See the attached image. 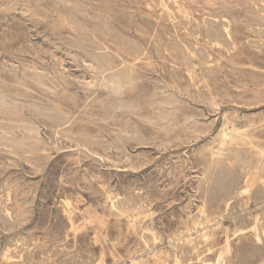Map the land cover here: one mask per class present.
<instances>
[{
  "label": "rangeland",
  "instance_id": "374dc122",
  "mask_svg": "<svg viewBox=\"0 0 264 264\" xmlns=\"http://www.w3.org/2000/svg\"><path fill=\"white\" fill-rule=\"evenodd\" d=\"M0 95V264H264V0H0Z\"/></svg>",
  "mask_w": 264,
  "mask_h": 264
},
{
  "label": "bare ground",
  "instance_id": "6f19581e",
  "mask_svg": "<svg viewBox=\"0 0 264 264\" xmlns=\"http://www.w3.org/2000/svg\"><path fill=\"white\" fill-rule=\"evenodd\" d=\"M62 18H63V17H62ZM63 20H65V19H63ZM73 20H74V19H73ZM68 21H69V19H68ZM79 23H80V22H79ZM79 23H78V24H79ZM76 24H77V23H76ZM78 24H77V25H78ZM81 25H82V24H81ZM71 26H72V25H71ZM67 27H68V26H67ZM81 27H82V26H81ZM74 28H75V27H74ZM79 28H80V27H79ZM77 29H78V28H77ZM83 29H84V27H83ZM81 31H82V30H81ZM81 31H80V32H81ZM80 32H79V33H80ZM83 32H84V31H83ZM81 33H82V32H81ZM84 34H86V33L84 32ZM79 35H80V34H79ZM83 36H84V35H83ZM110 41H111V40H110ZM122 41H123V40H122ZM122 41H120L119 43H121ZM73 42H74V40H73ZM80 42H82V41H80ZM89 42H90V40L88 41V43H89ZM125 42H126V41H125ZM116 43H118V42H116ZM123 43H124V42H123ZM123 43H121V44H123ZM131 43H132V42H131ZM99 44H101V42H100ZM127 44H128V42H127ZM80 45H81V44H80ZM97 45H98V44H97ZM97 45H96V46H97ZM119 45H120V44H119ZM128 45H129V44H128ZM128 45H127V46H128ZM133 45H135V44H132V46H133ZM92 46H93V45H92ZM98 46H101V45H98ZM122 46H123V45H122ZM130 46H131V45H130ZM132 46H131V47H132ZM136 46H137V44L135 45V47H136ZM123 47H125V46H123ZM141 47H143V46H141ZM127 48H128V47H127ZM136 48H138V47H136ZM139 48H140V47H139ZM96 49H97V48H96ZM106 49H107V48H106ZM118 49H119V48H118ZM123 49H124V48H123ZM133 49H135V48H133ZM140 49H142V48H140ZM140 49H138V52H139ZM87 50H89V49H87ZM98 50H99V49H98ZM125 50H126V47H125ZM82 51H83V50H82ZM119 51H120V50H119ZM126 51H127V50H126ZM129 51H130V50H129ZM132 51H133V50H132ZM132 51H131V52H132ZM131 52H130L129 55H131ZM139 53L142 55V51H141V50H140ZM143 53H144V52H143ZM147 53H148V52H147ZM102 54H106V53H102ZM102 54H101V56H102ZM132 54H133V53H132ZM112 55H113V53H112ZM134 55H135V54H134ZM103 56H104V55H103ZM108 56H109V55H108ZM108 56H105V57L108 58ZM114 56H115V54H114ZM149 56H150V55H149ZM114 58H115V57H114ZM131 58H132V57H131ZM116 59H117V58H116ZM84 60H85V59H84ZM108 60H109V59H108ZM110 60H112V58H110ZM122 60H123V59H122ZM102 62H103V61H102ZM120 62H121V61H120ZM113 63H114V62H113ZM124 63H125V62H124ZM103 64H104V62H103ZM111 64H112V63H111ZM108 65H109V64H108ZM108 65H107V66H108ZM90 66H91V65H90ZM119 67H122V68H123L124 65H121V66H119ZM119 67H117V68H119ZM125 67H128V66L125 65ZM125 67H124V68H125ZM104 68H105V67H104ZM135 68H136V67H135ZM119 69H121V68H119ZM126 69H127V68H126ZM126 69H125V70H126ZM113 70H114V69H113ZM127 70H128V69H127ZM90 72H91V71H90ZM94 72H95V71H94ZM111 72H113V71H111ZM125 72H126V71H125ZM127 72H129V71H127ZM99 73H100V72H99ZM117 73H118V72H117ZM110 74H111V73H110ZM125 74H127V73H125ZM130 74H131V72L129 73V75H130ZM91 75H92V74H91ZM100 76H101V75H100ZM120 76H121V75H120ZM123 78H124V77H123ZM127 78H128V77H126L125 79H127ZM105 79H106V78H105ZM134 79H135V78H134ZM128 80H129V78H128ZM137 80H138V79H137ZM37 81H38V80H37ZM114 81H115V79H114ZM116 81H117V80H116ZM116 81H115V82H116ZM121 81H122V80H121ZM125 83H127V82H125ZM109 84H111V81H110ZM117 84H118V83H117ZM119 85H120V84H118L117 86H119ZM85 88L88 89V88H90V87H88V88H87V87H84V89H85ZM119 89H120V88H119ZM106 91H107V90H106ZM110 91H111V90H110ZM117 91H118V90H117ZM120 91H121V90H120ZM130 91H131V89H130ZM114 92H115V91H114ZM116 93H117V92H116ZM61 94H62V93H61ZM116 95H117V94H115V96H116ZM118 95H119V94H118ZM122 95H123V94H122ZM0 96H1V95H0ZM116 97H117V96H116ZM119 97H120V96H119ZM0 101H1V98H0ZM2 101H3V100H2ZM122 101H123V99H122ZM3 102H4V101H3ZM116 102H117V101H116ZM4 103H5V102H4ZM122 103H123V102H122ZM132 104H133V103H132ZM132 104H129V105H132ZM3 105H4V104H2V102H1V106H3ZM125 105L128 106V104H125ZM15 106H16V105H15ZM11 107H12V105H11ZM123 107H124V106H123ZM132 107L134 108V106H132ZM0 108H1V107H0ZM12 108H13V107H12ZM116 108H117V107H116ZM120 108H121V107H120ZM3 109H4V108H3ZM35 109H36V108H35ZM36 110H37V109H36ZM44 110H45V109H44ZM4 111H6V109H5ZM4 111H2V112H4ZM40 111H41V110H40ZM40 111H39V113H40ZM131 111H132V109H131ZM9 113H10V112H9ZM3 115H4V114H3ZM75 115H76V114H75ZM108 118H109V117H108ZM62 120H63V119H62ZM60 122H61V121H60ZM67 123H68V121H67ZM168 124H169V123H168ZM2 126H3V124H2ZM7 126H8V125H7ZM11 126H12V125H11ZM155 126H156V125H155ZM163 126H164V125H163ZM168 126H170V125H168ZM0 127H1V126H0ZM15 127H16V126H15ZM23 127H24V126H23ZM158 127H159V126H158ZM7 128H8V127H7ZM13 128H14V127H13ZM24 128H25V127H24ZM160 128H161V127H160ZM10 129H11V128H10ZM10 129H9V131H10ZM17 129H18V128H17ZM27 129H28V128H27ZM38 129H39V128H38ZM6 130H7V129H6ZM22 130H23V129H22ZM7 131H8V130H7ZM7 131H6L5 133H7ZM55 131H56V130H55ZM9 133H10V132H9ZM84 140H85V139H84ZM85 141H86V140H85ZM85 141H84V142H85ZM0 142H1V141H0ZM11 144H12V143H11ZM17 145H18V144H17ZM7 146H8V145H7ZM13 146H14V144H13ZM18 147H19V146H18ZM68 150H69V149H68ZM75 150H76V149H75ZM75 150H74V151H75ZM247 180H248V179H247ZM247 185H248V184H247ZM172 259H173V258H172ZM98 263H99V262H98Z\"/></svg>",
  "mask_w": 264,
  "mask_h": 264
}]
</instances>
